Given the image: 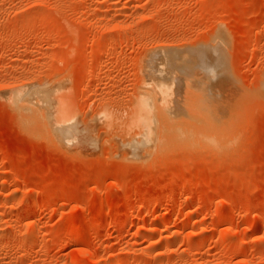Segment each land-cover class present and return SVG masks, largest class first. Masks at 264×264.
<instances>
[{
	"label": "rangeland",
	"instance_id": "obj_1",
	"mask_svg": "<svg viewBox=\"0 0 264 264\" xmlns=\"http://www.w3.org/2000/svg\"><path fill=\"white\" fill-rule=\"evenodd\" d=\"M0 264H264V0H0Z\"/></svg>",
	"mask_w": 264,
	"mask_h": 264
},
{
	"label": "bare ground",
	"instance_id": "obj_2",
	"mask_svg": "<svg viewBox=\"0 0 264 264\" xmlns=\"http://www.w3.org/2000/svg\"><path fill=\"white\" fill-rule=\"evenodd\" d=\"M19 92V91H18ZM24 93H16L14 96L10 97L9 96V102L12 103L13 107L22 112V114L24 113L25 114H30L33 116L34 114V106L35 104L32 102V101H29L30 103H28L26 100H22L20 99V97H22ZM145 100H149L148 99H145ZM41 102V100H40ZM149 103V102H148ZM151 103V101H150ZM150 105V104H149ZM148 105V106H149ZM146 106V107H145ZM151 106V105H150ZM41 108L40 110H38L39 112H41V117L44 119H42L44 122V124L47 125V127L50 129V131H52V133H54L56 136H58V138H60L61 136V130H60V124H63V120L61 118V116L59 115V113L57 111H53V112H50L48 113L46 110V108L44 107L43 103L41 105ZM33 113V114H31ZM45 113V114H44ZM136 113H137V117L135 116V122H140L139 123V126H143L142 130H143V133H142V137L144 140H137V139H132V140H128L127 142H124V145L126 146L127 150H128V153L130 154H140L141 152H143L147 147L151 146V143L152 145L154 144L155 141V137L157 136L156 133L154 134L153 131L155 130L154 129V125L156 122H153L149 117V118H144L142 116V114L144 113H147V115L149 114V109L147 107V103L144 101V99L142 101H139L138 102V106H137V109H136ZM39 114V113H38ZM35 115V114H34ZM49 115V116H48ZM145 115V116H147ZM31 116V117H32ZM149 116V115H148ZM33 118V117H32ZM37 118V117H36ZM26 119V118H25ZM35 120V119H34ZM31 121V120H30ZM62 122V123H61ZM65 122V121H64ZM64 125H61V127H63ZM46 127V126H45ZM46 127V128H47ZM141 128V127H140ZM156 128V127H155ZM65 129V128H64ZM157 129V128H156ZM65 132V131H64ZM62 138V137H61ZM157 141V140H156ZM136 154V155H137ZM153 229V228H152Z\"/></svg>",
	"mask_w": 264,
	"mask_h": 264
}]
</instances>
